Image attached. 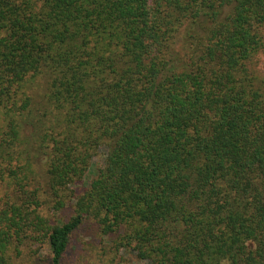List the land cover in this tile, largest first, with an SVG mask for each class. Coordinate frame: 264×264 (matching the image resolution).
<instances>
[{
  "label": "trees",
  "instance_id": "1",
  "mask_svg": "<svg viewBox=\"0 0 264 264\" xmlns=\"http://www.w3.org/2000/svg\"><path fill=\"white\" fill-rule=\"evenodd\" d=\"M263 27L264 0H0V264H61L85 223L148 264H264Z\"/></svg>",
  "mask_w": 264,
  "mask_h": 264
},
{
  "label": "rangeland",
  "instance_id": "2",
  "mask_svg": "<svg viewBox=\"0 0 264 264\" xmlns=\"http://www.w3.org/2000/svg\"><path fill=\"white\" fill-rule=\"evenodd\" d=\"M227 11V10H225ZM183 28H180L177 35L174 37V42L171 44V57H179L184 52V38ZM262 35L264 40V27L262 28ZM264 66V55L257 53L251 58L250 69L254 74L261 75ZM44 83L40 82L34 87L32 94L34 101H38L42 94ZM28 128H25L27 131ZM106 154L105 146L98 147L96 152L90 158L87 168L84 171L81 179L74 184L75 191H78L80 187L86 185L89 180L95 176L97 169L103 165L104 157ZM31 166L34 168L33 175L35 179H40L42 175V162L41 155L31 158ZM43 183V179L39 181ZM2 188V186L0 187ZM2 189H0V194ZM2 195H0L1 197ZM4 197V195H3ZM41 198L46 200L45 194L41 195ZM47 204H51L48 202ZM70 201H66L64 207L51 214L49 210L47 216L51 223L56 224L64 221L69 212ZM93 225L84 224L80 229L74 231L72 238L66 248V251L62 257L61 264H148L145 259H139L135 257L128 250H119L114 252L107 242V240L100 237ZM18 253L12 252L10 264H49V251L47 244L43 241L41 243H34L25 241L18 245Z\"/></svg>",
  "mask_w": 264,
  "mask_h": 264
}]
</instances>
